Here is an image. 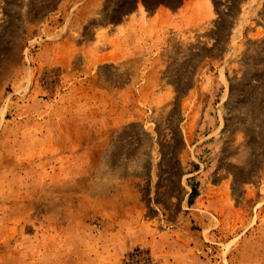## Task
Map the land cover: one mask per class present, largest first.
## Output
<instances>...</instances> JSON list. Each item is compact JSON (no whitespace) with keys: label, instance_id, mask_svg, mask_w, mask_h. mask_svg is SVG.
Wrapping results in <instances>:
<instances>
[{"label":"rangeland","instance_id":"rangeland-1","mask_svg":"<svg viewBox=\"0 0 264 264\" xmlns=\"http://www.w3.org/2000/svg\"><path fill=\"white\" fill-rule=\"evenodd\" d=\"M0 264H264V0H0Z\"/></svg>","mask_w":264,"mask_h":264},{"label":"crops","instance_id":"crops-1","mask_svg":"<svg viewBox=\"0 0 264 264\" xmlns=\"http://www.w3.org/2000/svg\"><path fill=\"white\" fill-rule=\"evenodd\" d=\"M152 13H155V10L154 11L152 10Z\"/></svg>","mask_w":264,"mask_h":264}]
</instances>
